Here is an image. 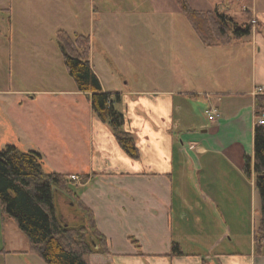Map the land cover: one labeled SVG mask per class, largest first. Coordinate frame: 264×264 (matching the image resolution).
Listing matches in <instances>:
<instances>
[{
	"label": "crops",
	"instance_id": "1",
	"mask_svg": "<svg viewBox=\"0 0 264 264\" xmlns=\"http://www.w3.org/2000/svg\"><path fill=\"white\" fill-rule=\"evenodd\" d=\"M112 1L121 8L120 0ZM250 1L243 11L253 25L250 35L226 45L206 46L199 38L195 42V56L187 60H193L195 78L188 89L172 82L184 55L182 62L165 58L169 71L161 84H146L145 78L124 82L92 64L104 90L120 93L117 107L125 115V129L135 137L139 158L126 152L91 105L89 123L74 128L67 122L68 131L58 127L61 134L49 140L51 150H39L47 171L90 174L86 183L77 184V192L94 213L117 264H264L254 231L246 242L248 251L229 247L242 238L236 224L249 207L248 180L255 186L254 176L248 177L243 167L245 156L254 155V128L260 118L255 101L264 94L254 93L256 87L264 90V0ZM167 6L162 0H137L131 7L135 14L158 15ZM149 63L148 80L153 61ZM211 108L219 112L215 120L208 118ZM254 197L252 193V202ZM55 203L65 225L86 222L66 192L56 189ZM8 217L5 213L6 222ZM174 242L183 253L172 254ZM19 250L27 249L7 247L0 255Z\"/></svg>",
	"mask_w": 264,
	"mask_h": 264
},
{
	"label": "rangeland",
	"instance_id": "2",
	"mask_svg": "<svg viewBox=\"0 0 264 264\" xmlns=\"http://www.w3.org/2000/svg\"><path fill=\"white\" fill-rule=\"evenodd\" d=\"M120 1L121 8L112 0H0V150L13 143L20 149L47 152L49 140L61 134L58 127L66 133L69 121L74 128L89 123L90 101L67 70L56 37L59 29L71 36L89 34L94 68L115 72L131 84L144 78L146 84H161L169 71L165 58L174 56V62L177 58L182 62L184 55L176 74L179 80L174 74L172 82L188 89L195 77L193 60H187L195 56L194 44L199 40L176 1L162 0L164 6L168 3L167 11L158 15L135 14L131 6L137 0ZM189 1L196 9L227 12L240 23L247 21L244 6L251 4L250 0ZM162 23L170 26L168 30L159 26ZM225 56L228 64L229 54ZM150 61L152 79L148 80ZM232 63L239 64L238 60ZM217 104L221 109L222 103ZM199 115L205 117V110ZM248 187L249 207L243 208L236 224L242 238L229 246L243 252L248 251L260 218L259 193L250 179ZM10 218L6 222L0 205V250H27L0 255V264H47L29 251L26 235Z\"/></svg>",
	"mask_w": 264,
	"mask_h": 264
},
{
	"label": "trees",
	"instance_id": "3",
	"mask_svg": "<svg viewBox=\"0 0 264 264\" xmlns=\"http://www.w3.org/2000/svg\"><path fill=\"white\" fill-rule=\"evenodd\" d=\"M195 34L206 46L226 45L250 35L251 22L240 23L234 16L218 9H196L188 0H176ZM1 9V7H0ZM58 44L69 74L78 90L85 92L92 111L108 122L126 152L139 158L134 135L125 129L126 118L117 107L119 92H107L91 62L89 34L71 36L59 29ZM257 115L264 114V95L255 101ZM244 172L255 178L260 197V218L254 228L256 251L264 253V123L254 128V155L245 156ZM90 174L78 180L71 174L47 171L43 155L37 150H22L7 144L0 150V205L26 235L29 251L38 254L47 264H117L107 238L99 231L92 210L79 198L78 183H86ZM60 189L75 199L86 215V222L65 225L55 203V190ZM183 253L177 242L172 254Z\"/></svg>",
	"mask_w": 264,
	"mask_h": 264
},
{
	"label": "built area",
	"instance_id": "4",
	"mask_svg": "<svg viewBox=\"0 0 264 264\" xmlns=\"http://www.w3.org/2000/svg\"><path fill=\"white\" fill-rule=\"evenodd\" d=\"M263 92H264V90L262 87H256L255 91H254L255 94H261ZM218 116H219V112L216 108H211L210 110H208V118L210 120H215ZM258 122L261 124L264 123V114L262 115V117L259 118ZM71 178L78 180L80 178V176L76 175V174H72Z\"/></svg>",
	"mask_w": 264,
	"mask_h": 264
}]
</instances>
